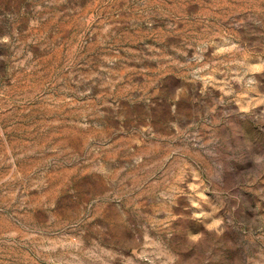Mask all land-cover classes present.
Returning a JSON list of instances; mask_svg holds the SVG:
<instances>
[{"label": "rangeland", "instance_id": "374dc122", "mask_svg": "<svg viewBox=\"0 0 264 264\" xmlns=\"http://www.w3.org/2000/svg\"><path fill=\"white\" fill-rule=\"evenodd\" d=\"M0 264H264V0H0Z\"/></svg>", "mask_w": 264, "mask_h": 264}]
</instances>
